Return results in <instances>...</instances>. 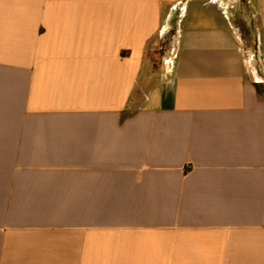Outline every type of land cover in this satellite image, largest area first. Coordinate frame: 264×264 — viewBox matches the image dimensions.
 I'll use <instances>...</instances> for the list:
<instances>
[{"label": "crops", "instance_id": "obj_1", "mask_svg": "<svg viewBox=\"0 0 264 264\" xmlns=\"http://www.w3.org/2000/svg\"><path fill=\"white\" fill-rule=\"evenodd\" d=\"M0 264H264V0H0Z\"/></svg>", "mask_w": 264, "mask_h": 264}, {"label": "trees", "instance_id": "obj_2", "mask_svg": "<svg viewBox=\"0 0 264 264\" xmlns=\"http://www.w3.org/2000/svg\"><path fill=\"white\" fill-rule=\"evenodd\" d=\"M174 30H175V28L172 26L171 28H170V30H169V32L163 37V39H162V41H161V54L164 52V48H165V44L168 42V40H169V38H171L172 37V35L174 34L173 32H174Z\"/></svg>", "mask_w": 264, "mask_h": 264}, {"label": "rangeland", "instance_id": "obj_3", "mask_svg": "<svg viewBox=\"0 0 264 264\" xmlns=\"http://www.w3.org/2000/svg\"><path fill=\"white\" fill-rule=\"evenodd\" d=\"M160 50H161V49H160ZM160 50H159V53L161 52ZM159 53H158V55L160 56V54H159Z\"/></svg>", "mask_w": 264, "mask_h": 264}]
</instances>
